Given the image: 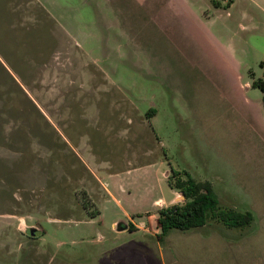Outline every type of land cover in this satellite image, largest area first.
Segmentation results:
<instances>
[{"label":"rangeland","instance_id":"374dc122","mask_svg":"<svg viewBox=\"0 0 264 264\" xmlns=\"http://www.w3.org/2000/svg\"><path fill=\"white\" fill-rule=\"evenodd\" d=\"M263 86L264 0H0V264H264Z\"/></svg>","mask_w":264,"mask_h":264},{"label":"trees","instance_id":"16d2710c","mask_svg":"<svg viewBox=\"0 0 264 264\" xmlns=\"http://www.w3.org/2000/svg\"><path fill=\"white\" fill-rule=\"evenodd\" d=\"M168 180L173 188L184 194L185 198L182 202H175L157 209L160 237L167 234L171 228L187 230L202 226L215 217L235 227L245 226L254 220V214L250 210L221 208L219 197L210 181H197L189 174L181 176L178 172L171 175ZM128 228L133 230L137 227L130 222Z\"/></svg>","mask_w":264,"mask_h":264},{"label":"water","instance_id":"95a60500","mask_svg":"<svg viewBox=\"0 0 264 264\" xmlns=\"http://www.w3.org/2000/svg\"><path fill=\"white\" fill-rule=\"evenodd\" d=\"M184 195V194H183ZM119 225H121V223L119 222Z\"/></svg>","mask_w":264,"mask_h":264}]
</instances>
